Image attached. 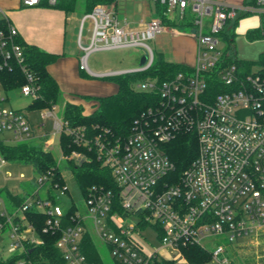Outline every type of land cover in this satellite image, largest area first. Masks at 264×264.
<instances>
[{
  "label": "built area",
  "instance_id": "2783aa9c",
  "mask_svg": "<svg viewBox=\"0 0 264 264\" xmlns=\"http://www.w3.org/2000/svg\"><path fill=\"white\" fill-rule=\"evenodd\" d=\"M147 1L148 7L155 11L161 7L169 21L183 27L168 25L156 15L131 25L126 18L119 19L114 0H105L83 15L78 35L79 70L98 79L150 69L155 51L148 43L166 32L185 34L196 42L193 67L160 84L147 80L135 85L137 90L158 93L160 101L135 122L125 138L91 137L85 128L71 127L58 118L57 106L41 110L42 119L53 120L52 132H38L44 124L37 129L25 112L4 106L7 97L0 81V134L5 135L0 141L19 144L47 135L48 149L64 133L82 148L94 145L98 159L112 172L123 212H113L117 204L112 190L93 187L82 196L86 212L73 202V214L65 218L59 201L69 192L67 183L60 186L50 171L34 172L30 180L21 175L20 182H33V190L22 191L20 205L9 206L0 195V243L7 238L8 255L43 243L28 213L45 216L44 232L60 233L56 246L66 264H98L83 253L87 232L109 247L116 264H153L154 257H162L161 251L174 260L192 245L203 249L211 245L212 261L230 264L227 247L241 238L257 237L264 229V77L258 72L247 74L224 39L225 33L235 29L236 20L249 14L260 17L257 29L264 35V0L241 5L225 0ZM43 2L55 6L59 0H21L25 7H40ZM0 20L7 21V27H0V69H12L24 63L25 55L16 40L18 30L1 9ZM125 47L145 51L139 68L105 74L90 71L92 53ZM24 70L21 93L35 100L39 87ZM218 86L223 91L218 93ZM182 131L195 134L198 149L190 165L176 176L164 146ZM67 160L80 164L85 155L78 151L62 154V161ZM9 164L0 154V174ZM147 228L154 231L160 245L149 252L144 247Z\"/></svg>",
  "mask_w": 264,
  "mask_h": 264
},
{
  "label": "trees",
  "instance_id": "16d2710c",
  "mask_svg": "<svg viewBox=\"0 0 264 264\" xmlns=\"http://www.w3.org/2000/svg\"><path fill=\"white\" fill-rule=\"evenodd\" d=\"M105 3V0H85L84 6L86 13L92 11L97 4ZM77 0H59L55 6H49L43 2L40 7L63 9L70 11L75 9ZM161 7L157 6L156 16L163 18L168 25L183 27L182 23L169 21L163 14ZM239 23L236 20L234 25ZM0 27H7L6 20H0ZM230 35L225 33L224 39L227 48L234 50L235 29L229 31ZM264 37L260 29L248 31L246 38L254 40ZM17 42L22 46L25 60L22 65H14L12 69H0V81L5 92H10L20 88L26 83V73L24 68L35 78V83L39 87V97L32 101L28 106L29 110H45L58 106L61 101V91L58 83L48 71V66L55 63L59 54L48 53L35 45L28 44L19 36ZM238 65L245 69L247 74H251L253 66L260 67L258 74L264 77V53L260 55L258 61L251 62L245 60L236 61ZM1 63V60H0ZM187 66L175 64L167 59L163 53L155 55L153 66L145 72L121 74L110 77H104L103 80L114 83L118 87L115 95L106 97H85L89 100L91 111L85 112V106L65 102L62 112V119L67 121L71 127H83L87 130L89 136L97 135L113 138H125L132 131L135 122L140 120L149 108H155L159 105L160 96L156 92L140 91L135 85L142 81L155 80L157 84L167 81L176 76L179 72L186 71ZM84 78H94L84 71H80ZM223 91L218 86V93ZM48 136L41 137L39 141H30L19 144H5L0 141V154L11 164L30 165L37 174L53 173L54 181L60 186L66 185V180L62 176L58 163L52 152L45 147L44 142ZM58 143L63 155L67 156L73 151L82 152L85 160L80 164L72 161L64 162L71 169L78 188L82 196L86 197L90 188L97 187L104 190H112L115 193L116 207L113 212L123 215L119 207L118 187L112 172L109 168L103 166L98 159L95 146L82 148L78 146L72 136L62 133L59 136ZM165 154L175 165V175H180L197 155L198 143L193 132H179L175 138L165 144ZM33 185V182L32 184ZM5 194L6 199L13 205H20L24 197L20 194L11 192L8 188L0 189V194ZM61 204V200L59 201ZM63 206V205H62ZM64 217L67 218L73 214V207H65ZM30 222H33L38 236L43 240L41 245L26 247L24 250L0 256V264H18L24 261L31 264H66L65 260L56 244L60 233L44 232L45 216L39 213H28ZM83 253L89 260L98 264H103L100 250L95 242L93 235L85 233L82 241ZM183 257L189 264H208L212 261V251L203 249L199 246H188L182 250ZM233 261V260H231ZM116 263V261H115ZM153 264H175L174 260L163 257H154Z\"/></svg>",
  "mask_w": 264,
  "mask_h": 264
},
{
  "label": "crops",
  "instance_id": "0c3cea01",
  "mask_svg": "<svg viewBox=\"0 0 264 264\" xmlns=\"http://www.w3.org/2000/svg\"><path fill=\"white\" fill-rule=\"evenodd\" d=\"M84 1L80 0L81 8L79 10L82 16L77 10L78 4L75 9L66 11L48 7H25L21 0H0V9L10 24L18 30L24 42L35 45L45 52L60 55L55 63L48 66L49 73L58 83L61 93L64 94L65 102L82 104L87 107L91 102L88 103L89 100L84 99L85 97L115 95L118 87L107 80L84 78L80 74L78 35L81 19L86 13ZM147 2V0L141 2V5L134 2L132 5V0H129L123 5L119 0H114L119 19L126 18L131 25L132 22H137L143 18L149 19L151 15H155V8L148 7ZM248 31L250 30H247L246 33ZM183 36L190 37L185 34L172 35L170 32H166L155 40V43L159 47L160 53H163L167 59L171 58L168 59L169 61L193 67L196 61L197 47L192 37L190 38L194 42L191 39H185L186 45L172 50L174 40L181 39ZM231 252L233 261H230V264H264V256L261 257L258 253L253 254L250 245L239 246L236 243ZM163 253L166 254V251H161L163 258L173 260L170 253H168L169 255L166 254L167 256ZM174 262L175 264H189L184 257H178L174 259ZM208 264L218 263L211 261Z\"/></svg>",
  "mask_w": 264,
  "mask_h": 264
},
{
  "label": "rangeland",
  "instance_id": "374dc122",
  "mask_svg": "<svg viewBox=\"0 0 264 264\" xmlns=\"http://www.w3.org/2000/svg\"><path fill=\"white\" fill-rule=\"evenodd\" d=\"M129 0H119L120 3H126ZM145 0H132V5L134 2L137 5H141V2ZM244 1L249 2L250 0H226L227 3L233 5H241ZM124 5V4H123ZM81 8L80 0H78V8ZM79 14L82 16L80 10L78 11ZM260 24V17L255 14H249L239 19V23L235 25V33L234 36V50L236 52L237 58L239 60L251 61L255 62L258 61L261 54L264 53V37L256 38L254 40H249L246 38V31L247 30H255L259 27ZM87 27V25H86ZM85 27V29H86ZM229 27V26H228ZM229 31H228V33ZM86 35V31H85ZM184 35V34H183ZM184 37V36H183ZM179 38L178 40H174L172 50L176 48H181L182 46L186 45L185 39H191L193 42L194 40L190 37ZM174 39L178 37H172ZM149 46H151L154 51L155 55H157L160 51L159 47L156 45L154 40L149 41ZM196 44V42H195ZM177 46V47H176ZM145 56V51L139 47H125V48H116L110 50H101L91 54L89 57V69L92 73L95 74H105L109 72L115 71H127V70H135L139 68L142 64V58ZM173 56V55H172ZM171 56V57H172ZM169 57V56H168ZM170 58V57H169ZM168 58V59H169ZM171 59V58H170ZM169 59V60H170ZM260 67L255 65L252 67L251 72H258ZM95 79V78H93ZM7 97V101L4 103V106L7 108H11L17 111H23L28 116L29 120L35 126V128L39 125L44 124L43 128H40V131H48L52 132L53 120L52 119H42L41 111L37 110H29L28 106L32 104L33 99L30 96H25L21 93L20 88L7 92L5 95ZM88 103L90 101H87ZM65 104L64 94L61 93V101L60 104L57 106V117H62L63 107ZM91 107L88 105L85 107V112H90ZM43 129V130H42ZM5 135L0 134V139H4ZM50 150L55 157L57 163L60 166L62 174L66 180L67 187L69 192L66 195L60 197L62 202L61 205L65 207H70L73 202L79 205L80 211L82 213L86 212V204L84 199L82 198L81 192L78 188L77 182L71 170L66 168V163L62 161V153L61 148L58 143V139L56 138V143L49 147ZM23 176L26 180H30L34 177V171L30 165H20V164H9L7 167L4 168L3 172L0 174V188H8L11 192L16 194H21L22 191L27 190L29 193L33 190V186L29 182H20V176ZM2 198H4L7 204L10 206L11 204L7 201L6 195L0 194ZM131 220V219H130ZM260 236L257 238H250L244 237L238 240V244L240 245H250V250L253 254L258 253L259 256H264V229L259 233ZM144 237L146 241L144 242V247L146 251H152L154 248L158 249L160 247L159 242L157 240V235L151 228H147L144 232ZM95 242L100 250L103 264H116L111 253L109 247L103 244L96 236ZM7 238L0 243V249H2L3 256H8L6 247H7ZM151 245L153 247H151ZM234 245V244H233ZM233 245H229L227 247V257L232 260V252L231 249ZM209 249H212L213 246H208ZM164 254V253H163ZM167 255H169L166 252ZM164 254L165 256H167Z\"/></svg>",
  "mask_w": 264,
  "mask_h": 264
},
{
  "label": "water",
  "instance_id": "95a60500",
  "mask_svg": "<svg viewBox=\"0 0 264 264\" xmlns=\"http://www.w3.org/2000/svg\"><path fill=\"white\" fill-rule=\"evenodd\" d=\"M145 61V57L142 58V63Z\"/></svg>",
  "mask_w": 264,
  "mask_h": 264
}]
</instances>
